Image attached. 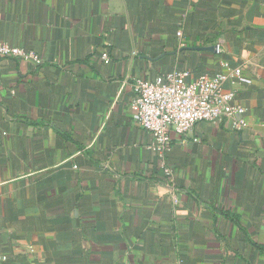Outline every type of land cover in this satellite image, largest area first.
I'll return each mask as SVG.
<instances>
[{"label": "crops", "instance_id": "1", "mask_svg": "<svg viewBox=\"0 0 264 264\" xmlns=\"http://www.w3.org/2000/svg\"><path fill=\"white\" fill-rule=\"evenodd\" d=\"M0 41L41 58L0 57L2 264H264V0H0ZM235 68L247 125L171 131L169 181L135 80Z\"/></svg>", "mask_w": 264, "mask_h": 264}, {"label": "built area", "instance_id": "2", "mask_svg": "<svg viewBox=\"0 0 264 264\" xmlns=\"http://www.w3.org/2000/svg\"><path fill=\"white\" fill-rule=\"evenodd\" d=\"M177 35L182 37L181 30ZM216 51H221L219 45H216ZM7 56L32 63L41 62L34 51L0 41V57ZM101 59L104 63L109 62L106 50L101 52ZM240 75L241 69L235 68L228 73L204 74L188 80V70H173L152 80H135L130 110L136 125L150 132L153 139L151 149L169 181H172V169L167 164L166 155L171 149V131L187 134L198 122L218 124L225 119L235 132L247 125L245 108L235 101L234 91L223 88L226 79ZM6 260V254L0 252V264Z\"/></svg>", "mask_w": 264, "mask_h": 264}, {"label": "water", "instance_id": "3", "mask_svg": "<svg viewBox=\"0 0 264 264\" xmlns=\"http://www.w3.org/2000/svg\"><path fill=\"white\" fill-rule=\"evenodd\" d=\"M206 49H208V50H215V46L206 47Z\"/></svg>", "mask_w": 264, "mask_h": 264}]
</instances>
